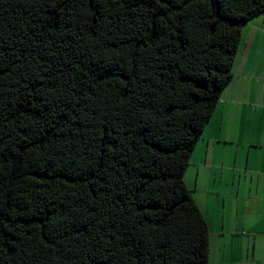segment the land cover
Returning <instances> with one entry per match:
<instances>
[{
    "label": "trees",
    "instance_id": "obj_1",
    "mask_svg": "<svg viewBox=\"0 0 264 264\" xmlns=\"http://www.w3.org/2000/svg\"><path fill=\"white\" fill-rule=\"evenodd\" d=\"M264 0H0V264H208L184 183Z\"/></svg>",
    "mask_w": 264,
    "mask_h": 264
},
{
    "label": "crops",
    "instance_id": "obj_2",
    "mask_svg": "<svg viewBox=\"0 0 264 264\" xmlns=\"http://www.w3.org/2000/svg\"><path fill=\"white\" fill-rule=\"evenodd\" d=\"M183 178L207 223L208 264H264V12L243 26Z\"/></svg>",
    "mask_w": 264,
    "mask_h": 264
}]
</instances>
